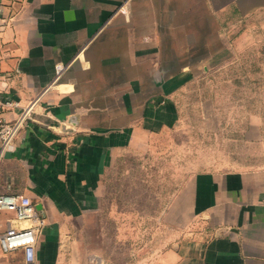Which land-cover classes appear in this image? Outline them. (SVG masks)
<instances>
[{"label": "crops", "instance_id": "obj_1", "mask_svg": "<svg viewBox=\"0 0 264 264\" xmlns=\"http://www.w3.org/2000/svg\"><path fill=\"white\" fill-rule=\"evenodd\" d=\"M251 56L263 105L248 138L264 154V0H0L5 120L33 103L14 150L0 141V194L29 196L43 216L39 264H74L66 224L100 202L115 161L177 126L191 86L233 83ZM169 213L198 232L167 264H264V164L196 171ZM0 221V233L35 224ZM22 258L0 250V264Z\"/></svg>", "mask_w": 264, "mask_h": 264}, {"label": "rangeland", "instance_id": "obj_2", "mask_svg": "<svg viewBox=\"0 0 264 264\" xmlns=\"http://www.w3.org/2000/svg\"><path fill=\"white\" fill-rule=\"evenodd\" d=\"M240 62L242 74L235 75V82L216 83L212 76L210 85L191 86L180 98L177 126L115 161L99 189L100 202L92 212L66 224L61 249L67 260L74 264H167L166 254L171 249L183 250L184 243L193 242L198 232L185 230L178 225L182 220L169 213L194 173L264 164L259 141L248 138L251 116L263 105L262 85L257 83L262 76L256 70L246 72L247 66L254 70L262 61L251 56ZM184 253L189 257L194 250Z\"/></svg>", "mask_w": 264, "mask_h": 264}, {"label": "built area", "instance_id": "obj_3", "mask_svg": "<svg viewBox=\"0 0 264 264\" xmlns=\"http://www.w3.org/2000/svg\"><path fill=\"white\" fill-rule=\"evenodd\" d=\"M123 11H126V8ZM55 68L57 80L66 69V65L56 64ZM2 89L0 88V141L2 149L10 151L14 150L15 139L25 126L27 118L31 116L33 103L25 107L16 120L7 121L3 116L4 110L12 102L2 99ZM0 211L13 212L15 218L20 221L35 222V224L32 223L24 227L9 225L4 232L0 233L1 252L8 255L13 251L21 250L22 261L14 264H39L37 249L45 220L36 209L33 200L29 196L19 193L0 194Z\"/></svg>", "mask_w": 264, "mask_h": 264}]
</instances>
